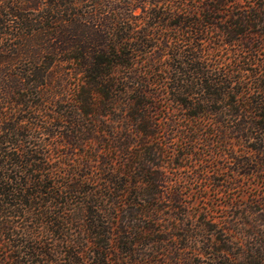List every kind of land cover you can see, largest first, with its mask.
I'll list each match as a JSON object with an SVG mask.
<instances>
[{"label": "trees", "instance_id": "16d2710c", "mask_svg": "<svg viewBox=\"0 0 264 264\" xmlns=\"http://www.w3.org/2000/svg\"><path fill=\"white\" fill-rule=\"evenodd\" d=\"M0 264H264V0H0Z\"/></svg>", "mask_w": 264, "mask_h": 264}, {"label": "rangeland", "instance_id": "374dc122", "mask_svg": "<svg viewBox=\"0 0 264 264\" xmlns=\"http://www.w3.org/2000/svg\"><path fill=\"white\" fill-rule=\"evenodd\" d=\"M220 215V214H219Z\"/></svg>", "mask_w": 264, "mask_h": 264}]
</instances>
